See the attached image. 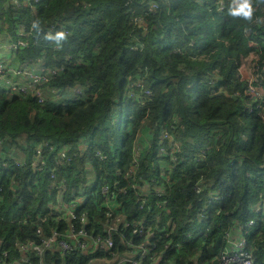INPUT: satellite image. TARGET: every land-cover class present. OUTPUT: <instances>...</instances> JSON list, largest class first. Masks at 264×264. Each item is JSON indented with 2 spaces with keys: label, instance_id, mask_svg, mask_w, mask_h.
<instances>
[{
  "label": "trees",
  "instance_id": "16d2710c",
  "mask_svg": "<svg viewBox=\"0 0 264 264\" xmlns=\"http://www.w3.org/2000/svg\"><path fill=\"white\" fill-rule=\"evenodd\" d=\"M150 3L156 7L147 11ZM249 3L252 15L244 19L229 15L231 0H0V35L26 42L14 64L40 60L49 70L41 102L0 91V163L9 167L0 165V256L7 251L10 261L20 260L16 241L65 228L50 209L58 193L52 183L62 182L65 202L87 194L113 179L115 169L127 172L138 141L143 149L132 183L148 181L149 196L162 187L169 214L149 204L139 209L125 180L119 211L156 229L155 253L174 256L168 261L175 264H217L228 235H243L255 264H264L257 211L264 206V98L247 95L239 73L252 53L264 88V0ZM56 32L64 33L59 44L47 38ZM137 81L139 90L132 86ZM75 85L87 98L69 95ZM131 89L149 92L140 108L137 98H124ZM164 133L173 164L158 157ZM40 145L45 165L36 171ZM62 149L70 161L58 159ZM96 150L107 160L99 162ZM105 173L106 180L88 184L90 175ZM104 212L94 199L82 205L78 215L90 218L87 232L111 237L119 253L130 239L139 242L130 227L106 232ZM90 256L45 250L19 264H89Z\"/></svg>",
  "mask_w": 264,
  "mask_h": 264
},
{
  "label": "built area",
  "instance_id": "2783aa9c",
  "mask_svg": "<svg viewBox=\"0 0 264 264\" xmlns=\"http://www.w3.org/2000/svg\"><path fill=\"white\" fill-rule=\"evenodd\" d=\"M155 7L153 3H150L147 11H152ZM221 8L222 7H220V9ZM17 35L19 37L24 36L23 28L18 31ZM0 40H3L0 42V53L4 52L12 55L10 63L4 58H0V91H3L7 96L31 94L37 101H43L45 95L40 86L48 81L49 70L43 67L40 60L36 64H14L13 57L16 50L24 46L26 42L20 39L13 41L8 37H2ZM255 70L256 69L252 67L253 78L250 79V81L247 80L248 87L245 93L251 97L261 99L264 98V88L261 81L257 80V73H254ZM242 79L245 78L242 77ZM142 84L141 81H137L133 83L132 86L137 87L135 89L139 90L142 88ZM135 89L127 91L125 98L127 96L129 98H137L138 100L136 103L140 108L143 101L148 100L146 94H149V92L145 91L141 93L139 91V93H137ZM53 92L55 94L58 93L57 91ZM69 95L75 96L76 99L87 98V93L78 85L70 88ZM166 138H168V135L164 133L157 149V153L159 154L158 157L168 156L173 164L176 162L175 155L166 152L162 144ZM41 145L46 146L48 143H42ZM41 145L35 149L36 158L32 163V167L36 171H41L45 165L42 159ZM49 148H51V146ZM142 149V145L136 141L132 153V161L126 173L122 174L119 169H115L113 179L102 183L98 182L99 179L106 180L109 175L108 173H105L101 177L90 175L88 184L93 185L95 182H98L97 187L93 190L91 189L87 194L84 193L82 196L73 197L69 202H65L60 198L63 188L62 182L56 186L52 183L51 188H55L58 193L56 202L50 206V209L57 221L65 223V228L63 230H58L56 228L49 237L42 236L40 230H37L36 232L39 234L38 241H16L14 246L20 255V260L10 261L8 259V252L2 251L0 264H19L21 260L25 261L27 255L31 253L40 255L45 250L58 251L61 254L75 250L89 253V255H91L88 261L89 264H175L168 261L174 259V256H170L167 260L166 255L160 252H154L156 242H152L151 236L155 234L156 229L151 230L147 226L145 220L140 219L136 222H129V217L119 211V198L120 196L127 195V188L121 185V180H125L128 185L131 186V196L136 197V204L139 209L149 204L150 207H154L155 211L161 210L165 214H169V210L166 208L169 201L162 187H158L154 190L155 196H149L151 187L148 181L132 183V175L137 166L138 159L141 156L140 152ZM94 155L99 162L106 161L108 158L107 155L100 150H96ZM57 157L59 160L70 161V157L63 149L57 152ZM0 165L2 168H9L6 162H1ZM164 167L169 168L170 165L164 163L162 168ZM87 171H91L89 165ZM51 172L53 175H50V177H54L53 170H50V173ZM151 181H154V179L151 178ZM92 199H94V202L98 203L101 208L105 209L102 227L106 232L112 233L118 231L122 226L130 227L132 234L139 237V242L134 244L132 239H130L128 241L129 245L127 250L119 253L115 251L114 242L111 237L94 235L93 232H87L85 228L90 224V218L84 214L79 216L78 211L82 205ZM151 199H153L152 202ZM148 201H150V203H148ZM257 211L260 212L262 216L260 220L264 221V206L259 204ZM157 216L160 221V212ZM76 223H79L80 226L77 227ZM251 224H253V221L248 222V225ZM158 226L160 225L158 224ZM161 228L162 230L168 229L164 226H161ZM226 242L225 248L218 257L217 264H255L253 253L246 248V239L243 235H228ZM99 253H103L104 255H92Z\"/></svg>",
  "mask_w": 264,
  "mask_h": 264
},
{
  "label": "clouds",
  "instance_id": "9594fccd",
  "mask_svg": "<svg viewBox=\"0 0 264 264\" xmlns=\"http://www.w3.org/2000/svg\"><path fill=\"white\" fill-rule=\"evenodd\" d=\"M228 13L232 16H239L244 19H249L252 15V7L249 3V0H231ZM33 27H37V25L34 23ZM47 38L53 39L59 44V42L64 38V33L56 32L54 35L50 34Z\"/></svg>",
  "mask_w": 264,
  "mask_h": 264
},
{
  "label": "rangeland",
  "instance_id": "374dc122",
  "mask_svg": "<svg viewBox=\"0 0 264 264\" xmlns=\"http://www.w3.org/2000/svg\"><path fill=\"white\" fill-rule=\"evenodd\" d=\"M8 33L5 32L3 36H6L7 37ZM0 39H2V35H0ZM3 40H0V42H2ZM252 59H253V54H249L247 55L246 57L242 58V61H241V66L239 68V73H241L242 77H244L246 80H249L253 78V75H252V66H253V63H252ZM142 97V96H140ZM128 98V96L126 97ZM150 128V126H149ZM150 130V129H149ZM150 133V131H149Z\"/></svg>",
  "mask_w": 264,
  "mask_h": 264
},
{
  "label": "crops",
  "instance_id": "0c3cea01",
  "mask_svg": "<svg viewBox=\"0 0 264 264\" xmlns=\"http://www.w3.org/2000/svg\"><path fill=\"white\" fill-rule=\"evenodd\" d=\"M0 58H4L7 62L10 63L11 58H12V55L2 52V53H0ZM145 141L147 143V140L146 139H145Z\"/></svg>",
  "mask_w": 264,
  "mask_h": 264
}]
</instances>
